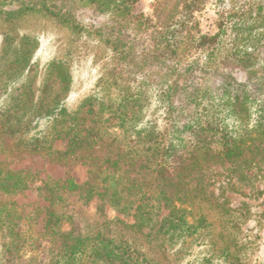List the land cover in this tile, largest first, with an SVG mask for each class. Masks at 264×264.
I'll return each instance as SVG.
<instances>
[{
    "label": "trees",
    "instance_id": "16d2710c",
    "mask_svg": "<svg viewBox=\"0 0 264 264\" xmlns=\"http://www.w3.org/2000/svg\"><path fill=\"white\" fill-rule=\"evenodd\" d=\"M205 1L157 0L144 17L138 0H0V147L90 167L84 184L47 178L37 187L48 203L39 208L42 229L16 201L0 199V264H166L158 253L194 245L210 252L198 264H240L250 204L233 207L212 187L215 165L251 181L264 171V0H231L212 35L197 28ZM88 7L104 21H83ZM35 17L71 39L43 66L38 38L25 30ZM84 51L102 57V73L95 91L69 106L73 63ZM36 178L0 161L3 195L29 190ZM94 200L118 217L77 211ZM194 203L220 216V254L207 240V216L190 219Z\"/></svg>",
    "mask_w": 264,
    "mask_h": 264
},
{
    "label": "rangeland",
    "instance_id": "374dc122",
    "mask_svg": "<svg viewBox=\"0 0 264 264\" xmlns=\"http://www.w3.org/2000/svg\"><path fill=\"white\" fill-rule=\"evenodd\" d=\"M157 0H138L137 10L144 17L153 13ZM231 0H206L203 8L195 14L197 28L203 34L212 35L218 32L219 23L222 19L223 10L227 9ZM81 18L85 22L97 21L103 22L104 17L97 15L94 7H88L81 13ZM4 25L0 22V49L2 47ZM26 32L31 36L38 38V47L36 57L43 66L48 60L63 57L70 49V34L66 30L59 29L52 19L44 17L31 18ZM120 33L116 29V34ZM123 33V32H122ZM121 34V33H120ZM124 34V33H123ZM102 57L95 52H82L79 59L73 63V84L69 92L66 103L67 105H76L83 96L92 93L96 89L97 82L102 73ZM234 77L241 82L247 81V73L241 69L233 70ZM55 146L59 149L65 147L63 141L56 142ZM106 151L100 152L103 157ZM0 161L6 163L13 170H30L36 174V183L32 188L16 195L6 196L0 193V199H11L16 201L28 216L31 218L36 229H42L43 218L45 213L39 208L47 206L48 203L39 197L37 187L47 178L65 180L69 177L76 180L79 184L88 181L90 175V167L82 164V162H69L60 164L50 161L41 155H12L8 151L0 147ZM230 164L215 165L217 176L215 178L212 191L215 195L222 194L229 199L230 205L239 206L246 201L250 204L252 215L250 219L242 226L239 237L243 243L236 255L240 258V264H264V171H261L254 181L248 179H238L236 174H230ZM258 170L248 171V176L252 177ZM99 200L91 201L86 205L79 203L77 211L82 210L93 219H114L118 217V213L110 207H105L101 212ZM192 210L190 219L198 218L202 213L207 216L209 222L212 223L210 230L212 235L207 240L212 244L213 254H220L219 247L222 244L220 232L222 223L218 213L211 212L204 203H194L188 205ZM168 210L163 211V215H167ZM70 225L65 224L64 228L68 229ZM215 241V242H214ZM155 242L151 244L154 245ZM208 248L198 247L194 245L188 253L166 251L164 258L166 264H198L206 254ZM212 253V252H211ZM220 258V257H219ZM221 259V258H220ZM230 264V261L228 262Z\"/></svg>",
    "mask_w": 264,
    "mask_h": 264
}]
</instances>
